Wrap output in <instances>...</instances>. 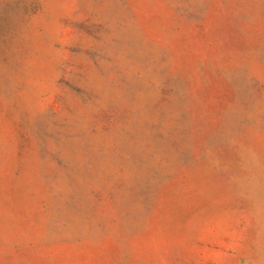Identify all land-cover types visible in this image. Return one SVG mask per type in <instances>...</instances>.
Wrapping results in <instances>:
<instances>
[{
  "label": "rangeland",
  "instance_id": "374dc122",
  "mask_svg": "<svg viewBox=\"0 0 264 264\" xmlns=\"http://www.w3.org/2000/svg\"><path fill=\"white\" fill-rule=\"evenodd\" d=\"M0 264H264V0H0Z\"/></svg>",
  "mask_w": 264,
  "mask_h": 264
}]
</instances>
